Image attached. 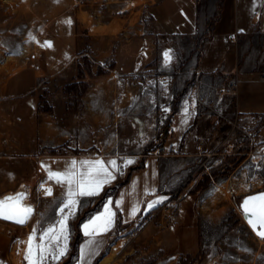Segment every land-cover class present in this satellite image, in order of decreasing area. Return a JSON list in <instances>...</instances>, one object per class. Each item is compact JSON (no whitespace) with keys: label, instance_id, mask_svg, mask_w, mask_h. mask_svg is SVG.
<instances>
[{"label":"crops","instance_id":"1","mask_svg":"<svg viewBox=\"0 0 264 264\" xmlns=\"http://www.w3.org/2000/svg\"><path fill=\"white\" fill-rule=\"evenodd\" d=\"M140 18L139 32L128 40L107 33V18L100 24L102 30H92L88 42L91 75H84L87 88L80 98L64 90L83 56H74L73 48L78 47L71 42L74 18L69 14L58 18L47 35L66 34L70 49L58 56L40 42L39 53L31 55L2 86L1 136L4 127L12 134L28 99L37 101L41 96L50 107L35 114L37 143L30 151L38 160L39 206H49L39 218L45 219L50 208L62 217L60 210L67 199V184L50 179V171L63 173L75 161L79 172L86 170L82 161L100 160L114 177L98 195L76 197L80 203L67 221L72 226L73 244L63 264H98L112 254L117 239L127 237L137 240L143 249L138 247V255L130 260L132 252L126 250L113 255L108 264H136L142 259L149 264L160 254L173 258L172 236L142 222L169 197L183 203L214 183L229 160L235 169L242 157L232 156L236 152L227 146L230 137L251 136L256 152L264 154V83L258 81L264 73V0H155ZM142 37L151 41L146 54L151 64L144 66L147 60L142 58L139 70L133 73L113 69L95 75L102 62L120 63L121 46ZM165 52L170 62L165 61ZM233 79L238 80L235 91L229 87ZM147 92L154 98L155 117L147 104ZM166 119L168 123L163 124ZM154 137L161 140L160 153H144ZM112 160L115 167L108 164ZM128 160L132 163H125ZM45 188L51 189V195L43 193ZM161 198L162 202L155 203ZM105 203L115 213L112 226L85 235L82 225L102 214ZM150 204L154 206L150 208ZM182 218L180 212L173 223ZM139 224V230L130 236ZM10 251L0 247V260L10 261ZM164 260L167 258L152 264Z\"/></svg>","mask_w":264,"mask_h":264},{"label":"rangeland","instance_id":"2","mask_svg":"<svg viewBox=\"0 0 264 264\" xmlns=\"http://www.w3.org/2000/svg\"><path fill=\"white\" fill-rule=\"evenodd\" d=\"M153 1L155 0H0V93L6 78L20 69L31 55L39 53L40 42L58 56L64 54V49H70L69 44L66 45L69 40H65L66 34L57 37L47 35L48 28L61 16L69 14L74 18L72 30L74 39L71 42L76 45L74 47H78L73 48L76 51L74 56L82 54V57L90 60L91 49L88 42L92 30H102L100 24L107 18L110 24L107 33L117 35L118 40H128L139 32L137 26L142 11ZM146 100L148 106L151 105L154 110L153 114L148 113L153 117L157 116L154 98L150 92H147ZM167 123L168 119L164 120L163 124ZM14 127L16 128L12 130V134L9 127H4L5 135H0V196L14 192L18 188H27L29 191L27 201L35 205V212L23 226L0 220V247L4 251L11 250L9 255L11 260L6 262L0 260V264H28L24 258L25 252L21 254V249L27 247L28 236L34 235V245L41 243L39 237L44 230L51 226L58 229V222L62 218L51 208L45 219L38 217L49 206L45 208L39 206L42 193L36 189L39 183L36 169L38 160L30 153L34 149L33 136L21 131L18 122ZM154 138L144 147V153L159 148L161 140ZM228 141L227 146L236 152L232 156L242 158L235 169L233 162L229 160L227 166L222 168L223 171H228H219L214 183L207 184L205 189L198 192L195 206L201 216L199 253L186 254V247L182 245L177 254H172L173 258H169L168 255L165 257L167 260L158 264H264V239L253 232L243 219L239 208L241 197L264 190V154L256 152L254 148L256 143L251 136L236 135L230 137ZM239 152L242 154H238ZM134 165L135 163L131 164L130 168ZM219 188L226 191V197L216 194V189ZM179 213L177 202L169 224L162 228L155 227V230L157 232L165 230L177 220ZM67 225L68 250L73 240L70 238L72 226L69 223ZM140 226L141 224L131 230L130 236L139 230ZM43 243H48L47 237ZM132 247L134 251L131 250ZM138 247L143 249L137 240L133 242L130 237L126 240L117 239L112 258L113 255L126 250L132 252L129 255L130 260L138 255ZM107 251H110V247ZM63 258L64 256L59 260H53L48 255L42 264H63ZM149 260L150 258L145 259L144 262ZM136 264L145 263L142 259Z\"/></svg>","mask_w":264,"mask_h":264},{"label":"snow or ice","instance_id":"3","mask_svg":"<svg viewBox=\"0 0 264 264\" xmlns=\"http://www.w3.org/2000/svg\"><path fill=\"white\" fill-rule=\"evenodd\" d=\"M68 23H71V21H68ZM164 56L165 61L170 62L171 57L169 53L165 52ZM125 163L130 164L132 161L128 160ZM108 164L115 167L116 161H108ZM75 165L76 162L73 161L69 169L63 173L49 172L50 179H55L57 183L67 184V199L60 210L62 218L58 222V229L55 226H51L44 230L39 237L41 243L36 245L33 244L34 235H29L24 257L28 264H42L48 255L53 260H59L63 257L67 252V240L69 238L67 221L75 214L80 203L76 197L98 195L103 185L114 178L112 172L100 160L93 162L82 161L81 167L84 168L86 166V170L79 172L76 171ZM44 191L46 195H51L50 188H45ZM23 199H25V194L17 193L14 196H8L0 200V219L12 220L21 225L26 223L32 213V209L31 207L22 206L21 201ZM162 199L157 200L155 203L162 202ZM153 206L154 204L149 205L150 208ZM117 207H119V202H117ZM241 208L249 225L259 237L264 239V193L247 197L243 201ZM64 209H67V214H64ZM133 211L135 210L133 209ZM114 216L115 213L110 210L109 204L105 203L102 214L91 218L89 222L82 225L84 234L90 235L106 231L112 226ZM35 231L34 229L33 233ZM46 237L48 240L47 244L43 243ZM61 241H63L62 244ZM81 254L83 255V249L81 250Z\"/></svg>","mask_w":264,"mask_h":264},{"label":"trees","instance_id":"4","mask_svg":"<svg viewBox=\"0 0 264 264\" xmlns=\"http://www.w3.org/2000/svg\"><path fill=\"white\" fill-rule=\"evenodd\" d=\"M150 43L151 41H149L146 37L136 38L126 42V44L122 45L121 49L118 50V53L120 52L122 55V61L118 64H116L113 60L100 63L95 75L101 76L113 69H119L125 74L133 73L139 70V63L142 58L147 60L144 66L151 64V58L146 56ZM85 74L91 75V61L86 57H82L76 66V73L72 80L64 86V90L68 95L80 98L84 94L87 88V83L83 80ZM25 106L26 110H22L18 113L17 122L21 131L27 132L30 136H33L32 141L36 145L35 114L38 109L49 111L50 107L42 101L41 96L38 97L37 101L33 98L28 99L25 101ZM226 166L227 165L224 167ZM227 171L228 170H224L223 172ZM197 195L198 194L191 195L190 198L185 200L183 203L179 201L178 207L180 208V212L183 216L182 221L172 223L165 229L168 235L172 236L170 239L172 254H174L175 251H180V247L182 245H185L186 247V254H191L192 252L197 255L199 253L200 215L195 206ZM167 255H158L155 260L150 262V264L154 263L156 260L165 258Z\"/></svg>","mask_w":264,"mask_h":264},{"label":"built area","instance_id":"5","mask_svg":"<svg viewBox=\"0 0 264 264\" xmlns=\"http://www.w3.org/2000/svg\"><path fill=\"white\" fill-rule=\"evenodd\" d=\"M258 81L264 83V73L258 76ZM238 85V80L233 79L230 82L229 87L232 91H235ZM156 153H160V148L156 150ZM121 163H124V158H119ZM177 205V199L175 196H171L161 203L156 211L150 214V216L142 222V225L146 226L148 224H153L157 228H162L165 225L169 224L172 220L175 208ZM156 221V222H155Z\"/></svg>","mask_w":264,"mask_h":264},{"label":"water","instance_id":"6","mask_svg":"<svg viewBox=\"0 0 264 264\" xmlns=\"http://www.w3.org/2000/svg\"><path fill=\"white\" fill-rule=\"evenodd\" d=\"M17 193H23V194H25V199H23V200L21 201V204H22V206H24V207H31V209H32V213H31L30 216H29V218H30V217L34 214V212H35V205H34L33 203H30L29 201H27V197H28V195H29V191H28L27 188H18V189H17L16 191H14V192L5 193V194H3V195L0 196V200H3L5 197H8V196H14V195L17 194ZM261 193H264V190H261V191L255 192V193H251V194H247V195L241 197V199H240V202H239V208H240V210H241V212H242L243 219L245 220V222H246L248 225H249L248 220L246 219V217H245V215H244V213H243V211H242L241 205H242L243 201H244L247 197H249V196H257V195H259V194H261ZM29 218L27 219L26 223L28 222ZM0 220L5 221V222H9V223H13V224H16V225H19V226H23V225L26 224V223H24L23 225H21V224H17V223H15V222H13L12 220H5V219H0ZM249 227L253 230V228H252L250 225H249ZM253 232L256 234V232H255L254 230H253ZM256 235H257V234H256ZM257 236H258V235H257ZM258 237H259V236H258ZM260 238H261V237H260Z\"/></svg>","mask_w":264,"mask_h":264},{"label":"bare ground","instance_id":"7","mask_svg":"<svg viewBox=\"0 0 264 264\" xmlns=\"http://www.w3.org/2000/svg\"><path fill=\"white\" fill-rule=\"evenodd\" d=\"M216 194L226 197V191H224L222 189H216ZM14 248H15V246H14ZM12 250H14V249H12ZM111 259H112V254H109V255L105 256L103 259H101L98 264H108V262H110Z\"/></svg>","mask_w":264,"mask_h":264}]
</instances>
